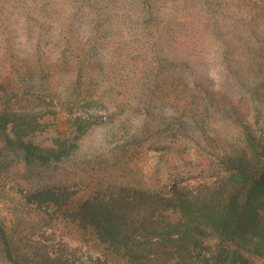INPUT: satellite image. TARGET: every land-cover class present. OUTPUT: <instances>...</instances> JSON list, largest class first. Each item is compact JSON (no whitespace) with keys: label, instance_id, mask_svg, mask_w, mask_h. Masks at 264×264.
Returning <instances> with one entry per match:
<instances>
[{"label":"rangeland","instance_id":"374dc122","mask_svg":"<svg viewBox=\"0 0 264 264\" xmlns=\"http://www.w3.org/2000/svg\"><path fill=\"white\" fill-rule=\"evenodd\" d=\"M0 110L53 111L43 144L74 136L77 115L100 119L67 161L36 170L14 160L0 175L12 249L127 264L22 193L172 194L264 173V0H0ZM6 249L0 238V264H14Z\"/></svg>","mask_w":264,"mask_h":264},{"label":"trees","instance_id":"16d2710c","mask_svg":"<svg viewBox=\"0 0 264 264\" xmlns=\"http://www.w3.org/2000/svg\"><path fill=\"white\" fill-rule=\"evenodd\" d=\"M52 112L0 110L1 176H9L14 160L36 170L67 161L100 123L96 115H77L74 136L58 134L43 144L37 137L53 127L45 118ZM242 172L248 183L222 181L172 194L125 187L107 198L82 199L70 186H45L26 189L22 197L33 209L91 230L127 264H263L255 258H264V173ZM0 238L14 264H64L46 246L32 244L27 254L13 250L2 222Z\"/></svg>","mask_w":264,"mask_h":264}]
</instances>
